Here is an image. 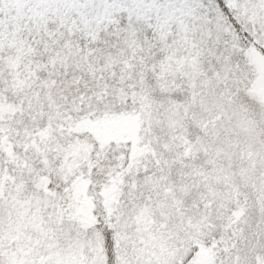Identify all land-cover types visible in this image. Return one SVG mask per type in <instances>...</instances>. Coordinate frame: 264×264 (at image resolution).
I'll use <instances>...</instances> for the list:
<instances>
[{
  "label": "snow or ice",
  "instance_id": "6c2138e0",
  "mask_svg": "<svg viewBox=\"0 0 264 264\" xmlns=\"http://www.w3.org/2000/svg\"><path fill=\"white\" fill-rule=\"evenodd\" d=\"M0 264H264V0H0Z\"/></svg>",
  "mask_w": 264,
  "mask_h": 264
}]
</instances>
